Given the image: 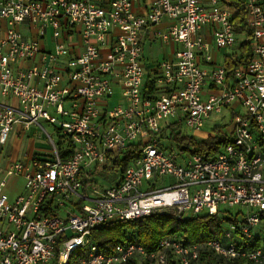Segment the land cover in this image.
Listing matches in <instances>:
<instances>
[{"label": "built area", "instance_id": "built-area-1", "mask_svg": "<svg viewBox=\"0 0 264 264\" xmlns=\"http://www.w3.org/2000/svg\"><path fill=\"white\" fill-rule=\"evenodd\" d=\"M242 1L252 58L230 77L214 59L246 40L234 30L230 0H0V264H71L75 253V264H197L205 252L223 263L264 264V0ZM77 34L82 50L71 44ZM49 38L53 48L43 49ZM147 38L175 47L174 59L159 64L155 98L143 91ZM117 87L124 104L101 110ZM234 103L245 113L232 111L230 142L213 159L160 139L171 124L196 139L215 137L202 135L206 123ZM42 121L72 156L63 159L48 135L50 156L4 160L15 128L46 132ZM139 142L140 158L115 185L100 187L95 169H112ZM164 176L173 182L158 188L154 179ZM15 177L26 190L12 204L6 190ZM222 205L239 207L242 218L221 240L188 245L170 236L154 250L125 242L110 254L93 240L104 224L161 210L220 216Z\"/></svg>", "mask_w": 264, "mask_h": 264}, {"label": "trees", "instance_id": "trees-1", "mask_svg": "<svg viewBox=\"0 0 264 264\" xmlns=\"http://www.w3.org/2000/svg\"><path fill=\"white\" fill-rule=\"evenodd\" d=\"M237 10V15L232 24L235 32L246 36V40L240 43L236 51L228 55L224 60V67L230 77L234 71L247 65L252 58L251 40L252 31L247 26V8L242 0H230ZM157 78L148 77L144 86L146 97L155 98L159 95L156 87ZM181 127L171 124L164 128L160 134V139L167 141L171 148H177L191 154L201 155L206 160L221 152L230 142V138L225 135L209 137L205 140L194 139L184 136ZM142 143H133L122 153L110 170L102 169L105 178L108 174H113L115 180L122 177L126 169L138 160L141 156ZM99 172L100 168L95 169ZM88 176H91L90 174ZM114 180V181H115ZM88 181L85 182V185ZM234 222L233 218H221L210 215H186L177 218L171 214H155L138 220L127 222H114L100 226L93 233V240L99 249L110 254L117 244L134 242L143 245L147 250H154L164 238L170 236L180 237L188 245L206 243L210 240H221L226 223ZM257 247L259 242H257ZM79 254L75 253L72 263H76ZM230 264H244L243 261H236Z\"/></svg>", "mask_w": 264, "mask_h": 264}, {"label": "rangeland", "instance_id": "rangeland-1", "mask_svg": "<svg viewBox=\"0 0 264 264\" xmlns=\"http://www.w3.org/2000/svg\"><path fill=\"white\" fill-rule=\"evenodd\" d=\"M239 42H241L243 40V38H239L238 39ZM236 51V49H235ZM169 52V50H168ZM165 48H163L161 46L160 43H157L156 47L151 50L148 47H145V56L146 58H148L149 60H157L158 58H162V56H164V53H168ZM222 58H220L221 60ZM208 89L205 88L204 89V93H203V98L205 99L208 95ZM232 111L237 112L238 114H244L245 110L237 103H234L230 106V108L226 109L222 114L220 115H213L211 117V119L206 123L203 131H202V135H206V136H211L213 135L216 131L219 133L218 135H230V131L232 129V121H233V115H232ZM51 115H54L52 111H50ZM41 124L43 125L44 129L46 132H44L42 129L36 127V126H32L31 128H33V131H30L28 133H26L25 135H23V139H9L8 144H12L15 143L16 141H22L21 144V149L23 153H26V151H28V148L30 147V141H34L37 144H43L44 148L46 151H51L53 150V144L51 142V140L48 138V135L52 137L53 143L58 144L59 142V137L57 136L56 132H55V127L46 123L45 121H42ZM37 129V130H36ZM184 136L187 137H191L196 139L195 133L189 129L186 128H182L180 129ZM9 145V146H10ZM39 146V145H38ZM24 156V155H22ZM100 178H98L97 182L98 185L102 188H110L113 185H115V177L113 176V174H108L107 178H105L103 180L102 177H104L103 173H100ZM173 182V178L169 177V176H164L160 179L159 182H156V179H154L153 183L158 184L157 187L158 188H162V187H166L170 184H172ZM25 180L22 177H15L13 178L10 183L9 186L6 190V193L10 199V203H15L16 200L22 196L25 193ZM145 190V189H144ZM220 212V217L221 218H236L237 216H239L240 218H242L241 214H240V208L239 207H235L233 209H231L229 206L226 205H222L220 206L219 209ZM244 212V211H243ZM156 214H171V215H176V212L173 210H161L159 212H157ZM229 227V223H226L225 228ZM206 254L204 255V257L202 258V260L197 263V264H230V263H223L221 261V259H219L218 257L214 256L211 253L205 252Z\"/></svg>", "mask_w": 264, "mask_h": 264}, {"label": "crops", "instance_id": "crops-1", "mask_svg": "<svg viewBox=\"0 0 264 264\" xmlns=\"http://www.w3.org/2000/svg\"><path fill=\"white\" fill-rule=\"evenodd\" d=\"M166 25L167 24L164 23V24H162L160 26V28L161 29H165ZM4 28H6V25L2 24L1 28H0V37L4 36V31H5ZM24 33H28V30L24 31ZM32 35H34V34H32ZM145 42H146L145 47H148L151 50H153L156 47L157 43H160L161 46L163 48H165V50L167 52L169 50L168 53H164L163 54L164 56H162V58H158L157 60H149L145 56L146 79L148 77H152V78H157L158 79L161 76L160 70H159V64L163 60H172V59H174L175 47L173 45H165V44H163L162 42H159V41H153V40H151V38H147ZM71 44L74 45L75 48H77L78 50H82L81 49V36L79 34L75 35L71 39ZM42 48L43 49L53 48L52 40L50 38L47 39L46 43H44L42 45ZM231 53L232 52L224 53V52L214 51L215 63L217 65H223L225 58L228 55H230ZM220 58H222V59L220 60ZM160 92H162V91H159V94H160ZM123 104H124V101L122 99L121 89L117 87L116 88V93H115L114 97L112 98V100H110L109 102L101 100L100 103H99V106H100L101 110L107 111V110H109L111 108H114V107H116L118 105H123ZM80 107H82V102L81 101H80ZM30 131H33V128H30L29 131H25L23 129V127L17 126L15 128V130L13 131V133L11 134L9 139H15V140L16 139H23V135H25L26 133H28ZM55 132H56L57 136L60 139L58 144H57V147L59 149V152H60L62 158L63 159H69L72 156L71 147L68 145V143L66 142V139L63 137L62 134H60L59 131H57L55 129ZM200 140H205V139H200ZM20 143L22 144V141H18V142L16 141L15 143H13V145L12 144L11 145L7 144V147H6V150H5V153H4V160H6V161H11V160L23 161L27 157H30L32 155H39L41 157H46V156H50L52 154V150L51 151L50 150L46 151L44 146H43V144H37L34 141H30V144H29L30 147L28 148V151H26V153H23ZM22 155H24V156H22ZM122 156L123 155L121 154L120 157H122ZM101 171L102 170H99L100 173H102ZM95 173H97V171H95ZM100 173L96 176V178H95L96 181L98 180V178H100V176H99ZM88 175L89 174H87L86 178H85L87 180L91 179L90 177L92 176L91 174H90L91 176H88ZM102 178H103V180L105 179V177H102ZM118 179H116L115 181H117Z\"/></svg>", "mask_w": 264, "mask_h": 264}]
</instances>
